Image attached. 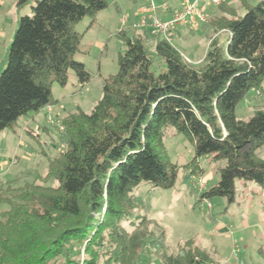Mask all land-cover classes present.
<instances>
[{
	"label": "trees",
	"instance_id": "16d2710c",
	"mask_svg": "<svg viewBox=\"0 0 264 264\" xmlns=\"http://www.w3.org/2000/svg\"><path fill=\"white\" fill-rule=\"evenodd\" d=\"M240 2L242 15L220 3L223 14L210 20L214 31L198 65L153 36L154 57L164 65L155 67L144 33L118 31L124 49L117 71L104 78L88 112L77 107L61 119L64 149L34 180L0 183V203L7 205L0 210V264H79L81 246L82 264H134L152 232L146 203L132 191L142 182L171 187L178 170L164 146L167 130L193 146L186 178L199 172L200 156L221 163L200 199L233 201L235 178L264 187V158L256 153L264 146V109L247 119L235 112L251 90L263 91L264 0ZM107 6L108 0H36L30 14L19 16L0 71V130L56 104L52 83L65 85L69 70L79 83L89 80L74 57L82 38L75 25ZM222 28L228 33L219 43ZM49 179L54 183H42ZM153 241L163 264H231L210 259L191 240L167 253L162 228Z\"/></svg>",
	"mask_w": 264,
	"mask_h": 264
},
{
	"label": "rangeland",
	"instance_id": "374dc122",
	"mask_svg": "<svg viewBox=\"0 0 264 264\" xmlns=\"http://www.w3.org/2000/svg\"><path fill=\"white\" fill-rule=\"evenodd\" d=\"M35 1L17 3V0H1L0 71L5 65L6 51L17 20L20 15L31 13L30 5ZM166 1L171 3L172 0ZM245 1L254 4L258 0ZM144 2L108 0L106 8L76 23L75 29L82 33V38L74 57L84 64L89 80L81 84L74 71L69 70L65 85L52 83L51 95L57 100L56 104L21 116L10 127L0 130V183H10L15 187L46 172L48 159L64 149L63 129H59L61 119L77 107L88 112L100 99L103 80L117 71V55L124 49L123 39L118 33L120 18L126 16L128 21L124 31L133 34L128 25L136 20V11ZM223 2L236 9L240 15L245 11L240 0ZM221 14V4L211 6L206 9L204 20L181 26L184 29L181 40L171 36V44L182 52L186 61L200 64L208 47V34L214 31L210 20ZM227 33L223 28L216 31L217 41L224 42ZM153 36L149 32L144 33L146 49L153 55L155 67H164L163 62L154 57ZM152 69L158 72L154 66ZM262 89L251 90L239 102L235 111L239 118L247 119L254 111L264 109V81ZM172 133V130H167L163 142L169 160L178 165L174 184L161 188L142 182L132 191L137 202L146 203L142 211L147 210V219L151 220L148 229L152 232L134 264H163L158 255L161 249L153 241L159 235L160 228L164 230L167 253H175L180 244L191 240L193 245L214 261L264 264V187L253 181L235 178L233 201L229 202L220 196L200 199V193L218 180V166L221 163L210 162L208 155L200 156L197 158L199 172L186 178L190 159L194 155L193 146L181 133ZM256 153L264 158V146L257 149ZM42 183L48 185L54 181L49 179ZM5 208L7 205L0 203V210ZM83 256L81 246L79 264H82Z\"/></svg>",
	"mask_w": 264,
	"mask_h": 264
},
{
	"label": "built area",
	"instance_id": "2783aa9c",
	"mask_svg": "<svg viewBox=\"0 0 264 264\" xmlns=\"http://www.w3.org/2000/svg\"><path fill=\"white\" fill-rule=\"evenodd\" d=\"M223 0H178V5L172 9L168 18L158 16L157 11H168L170 8L166 0L156 3L155 0H145L136 11V20L130 26L136 30H144L161 37L171 43V29L176 26L193 25L205 19L208 6H218ZM126 16L120 18V28L127 25ZM187 59V58H186ZM49 119V117H48ZM59 129L63 126L59 124ZM204 200H207L203 198ZM209 205V203H208Z\"/></svg>",
	"mask_w": 264,
	"mask_h": 264
},
{
	"label": "crops",
	"instance_id": "0c3cea01",
	"mask_svg": "<svg viewBox=\"0 0 264 264\" xmlns=\"http://www.w3.org/2000/svg\"><path fill=\"white\" fill-rule=\"evenodd\" d=\"M162 1V0H159V2ZM0 4H1V0H0ZM170 5V8L168 11H161L160 9L157 11V14L158 16L162 17V18H168L170 16V13L172 11V9H175L178 5V0H172L171 3H169ZM211 6H208L207 7V10L210 8ZM213 7H216V6H213ZM130 29H132L131 31L133 32V34H143L145 33L146 31L144 30H136V29H133L131 28L130 24L128 25ZM120 27H118V30H119ZM126 28V27H125ZM127 28V29H128ZM183 31L184 29L181 27V26H176L174 28L171 29V36H174L176 37L177 39H182L183 38ZM147 38V37H146ZM47 106H45L44 108H46ZM44 108H42L41 110H43ZM28 115V114H27ZM27 117V116H26ZM30 117V116H29ZM28 119V117L26 118V120ZM38 126V125H37Z\"/></svg>",
	"mask_w": 264,
	"mask_h": 264
}]
</instances>
